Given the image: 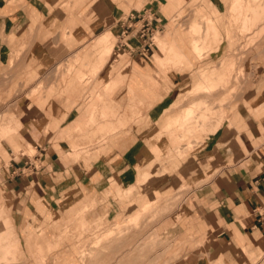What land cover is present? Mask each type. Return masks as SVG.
<instances>
[{
  "label": "crops",
  "instance_id": "1",
  "mask_svg": "<svg viewBox=\"0 0 264 264\" xmlns=\"http://www.w3.org/2000/svg\"><path fill=\"white\" fill-rule=\"evenodd\" d=\"M65 1L67 7H59ZM173 2L180 5L171 17H167L163 8L170 9ZM229 5L230 3L224 4L220 0H0V65L7 63L10 48L13 55L20 44L30 43L28 58L31 63L28 62V66H45L48 60L54 66L58 60H62V56H67L68 62L76 54L68 70L71 72L82 61H86V67L92 65L91 59H87L92 46L96 45L100 58L105 56V52L111 51L107 42L115 38V30H109L117 28V32L121 33L120 36L118 34L119 40L113 48L118 57L114 61L117 64L110 73L111 84L107 81L101 87V92H90L88 101L84 103L83 93L77 88L78 82L83 79L79 75L85 73L81 72L73 77L77 87L69 90L72 91L71 94L67 92L66 85L71 86L73 83L66 84L67 74H64L61 79L64 88L61 91L50 87L46 93H37L31 97L26 113L34 115L38 111V114H42L41 126L44 131H54L56 139L68 140V149L65 152L59 148L55 159H52L53 155L47 157V153H41L37 159L41 164L39 168L29 160H23L17 172H13L12 179L6 178V182L19 195L11 216L22 249L30 237L29 234L25 238L24 234L28 230L24 229L26 212L30 216V226L43 227V240L38 236L39 242L47 240L44 231L48 224L59 225L65 218L70 221L74 219V214L81 216L89 211L85 219H100L104 218L107 211L109 216L115 209H119V205L113 200L125 204V217L129 218L143 210L155 198L156 193L161 196L159 191L144 190L154 179L167 173H176L174 177L178 178H187L189 174L199 176L201 168L205 177H209L207 174L215 171L211 163L217 157L213 153L215 150L224 162L222 173L195 192L203 208L208 211L207 226L217 234L221 244L235 242L242 248L248 246L251 249L254 244L255 247L257 244H264V238L261 239L254 232L256 229H263L258 212L264 206V121L261 124L262 130H259V120L243 105L244 98L239 99L238 108L229 112L228 126H221L215 134L204 139L207 141L205 148L179 162L165 156L166 149L163 147L169 145L171 137L165 135L164 139H159L152 133L154 129L160 133L165 131L166 126L161 122L165 121V112L182 95L173 102L171 94L165 95L163 90L154 92L153 96L145 77H155L157 73L153 55L160 67L157 45L151 54H144L146 43L139 35L140 28L145 21H149L152 36L156 31L161 35L170 32L167 38L159 37L157 40L170 45L174 41L181 44L185 50V66L193 69L199 60H193L194 52L186 50L189 49L186 46V36L190 24L199 21V17L194 14L200 13L201 7L211 12V17L216 20L220 29V21ZM178 21H182V27L176 25ZM169 24L173 26L165 32ZM225 30L220 29V32L224 33ZM224 43L227 50H232V45L226 41L218 43L216 51L209 55L211 59L223 50ZM40 52H45L47 58L38 59ZM55 52L67 54H59L57 58ZM43 61L46 63H42ZM10 63L11 56L8 64ZM92 69L95 70L96 67ZM161 70L165 74L167 72V78L161 80V85L166 84L168 89L186 82V71L182 72L180 68L167 67ZM100 75L103 76V73L97 78ZM120 78H123L121 82ZM118 82L119 85L113 90L114 83ZM254 87L259 93L251 108L257 115L262 116L264 66ZM76 91L78 93L75 94ZM144 91L148 100L155 98V102L149 104L150 107L153 105L151 108L142 111L145 126H139L137 133L134 124H130L136 119L129 105L136 96L144 98ZM186 92L183 89L184 95ZM31 94L35 92L31 91ZM91 99L93 101L90 102ZM189 109L190 107L184 109L181 114L176 113L170 122L179 123L181 126ZM96 115L101 120H108L106 115H111L112 118L109 119L114 130L110 128V124H97L92 127L93 123L89 120L90 117L94 120ZM31 117L32 125L24 123L23 137L37 139L39 134L35 131V125H38L34 124L35 116ZM249 118L252 119V125L247 121ZM11 123L12 129L6 127L4 132L19 129L16 121ZM112 130L115 132L109 136L108 132ZM4 132L0 134L1 141L10 140L13 135L6 134L4 138ZM104 136L109 137L107 143L103 142ZM47 145L50 146V142L43 143V146ZM90 145L99 151L98 156H95V151L88 157L86 149ZM103 148L105 153H101ZM181 186L190 184L184 183ZM130 193L133 198L128 199ZM189 217L182 209L180 222L184 229L191 228L200 234L207 231L202 228L195 229ZM35 218L44 219L41 226ZM236 230L241 234H234ZM215 247L216 251L222 249L217 243ZM219 258H223L221 253L217 255V259Z\"/></svg>",
  "mask_w": 264,
  "mask_h": 264
},
{
  "label": "rangeland",
  "instance_id": "2",
  "mask_svg": "<svg viewBox=\"0 0 264 264\" xmlns=\"http://www.w3.org/2000/svg\"><path fill=\"white\" fill-rule=\"evenodd\" d=\"M220 1L224 4L230 3V0ZM67 5V1H65L62 2L59 7H67ZM179 5L180 4L173 2L171 6H169L170 9L164 7V14L167 17H171ZM190 7L193 8L192 5ZM200 13L194 14V16L196 15L199 17V21L192 22L191 24H202L206 17L212 16L211 12L205 11L202 7L200 8ZM176 25L182 27V21L176 22ZM172 26V24H169L165 32ZM203 26L204 24L202 27ZM220 29L222 31L225 30L223 19L220 21ZM220 29L218 28V35L215 38L214 36H208L209 40L206 43L207 45H205V50H202L201 55H198V57L197 55H193V60H199L195 63L193 69H187L185 67L180 69L182 72L186 71V82L184 84L175 87L171 86V89H168L166 84L161 85V80L167 78V72L165 74L164 71L160 69L155 62L154 55L152 59L157 68V73L155 77H145L148 86L153 92V96L154 92L163 90L165 95L171 94L173 102L182 95L180 100L177 101L171 109L165 112V121H161L162 124L166 126L165 131L161 133L155 131V129L152 131L159 139H164L165 135L171 137L169 145L163 148L166 149L165 156L175 162L184 160L187 156L205 148L207 143V141L204 140L205 138L215 134L221 126H228V120L230 118L228 114L234 108H238L239 99L244 98L243 105L250 108L254 105L257 93H259V90H254V86L264 66V34L252 44H249L250 41H247L249 36H245L244 38L239 36L231 46L232 50L230 51L227 50L228 47L226 43H224L223 50L218 53L215 58L211 59L209 55L211 52L216 51L215 47L218 43L224 41L228 43L227 35L225 32L221 33ZM112 30H115V38L107 42L111 51L109 53L105 52V56L100 58L96 45L92 46L91 50L88 52L90 57L88 56L87 58L91 59V66L89 65L86 67V61H82L69 72L68 70L71 68L75 54L68 62L67 56H62V60H58L57 64L54 66H51V61L47 59L48 63H46L47 60L46 62H42L44 64L46 63L45 66L30 67L27 65L28 62L31 63V59L28 58L30 43L20 44L13 55H11V48L9 47L7 63L4 62V65H0V134L4 132L6 127L12 129L11 122L16 121L19 125L17 131L4 132V138L6 134L13 135L10 140L4 139L1 141L0 136V229L2 231V236L9 240L13 250L10 249L12 254L9 253L10 256L8 257L11 259L7 263L5 262V264H264V244H257L256 247L254 244L252 249L248 246L242 248L240 244H236L235 242H225L221 244L219 239H217V234L206 224L208 211L203 208V204L199 202L195 192L205 184L213 181L215 177L222 173L224 162L222 160L220 162V158L218 160L216 150L213 153H216L215 156L217 157H214L215 160L211 161L215 171L207 174L209 177H205L206 175L202 168L199 176L196 174H189L187 178H178L174 177L176 173H167L160 178L154 179L147 188H144L147 192L152 190L159 191L161 196L157 193L155 194V198L146 205H149L148 209L146 211H140L144 212V214L135 224L130 225L131 222L129 223L128 221L134 216L129 218L125 217V204L113 200L117 202L119 209H115L109 216L107 211H105L104 218L100 219L94 217L85 219V216L89 215V211L82 213L81 216L74 214V219L70 221L65 218L59 225H55L54 223H52V225L48 224L44 231L47 240L39 242V237L43 240V229H41V227L30 226V216L29 213L26 212V226L24 229L28 230L24 234L25 238L29 234L30 237L29 241L25 240L26 242L24 243L25 245L23 244L24 246L22 249L20 238L16 232L11 216L19 195L17 192L13 191V186L6 182V178L12 179L11 176L13 172H17L23 160H29L39 168L41 164L37 159L40 157L41 153H47V157L53 155L52 159H55L57 158L59 148H62L65 152H67L68 149V140L56 139L53 135L54 131L51 133L46 130L44 131L41 126L43 123L42 114H38V111L36 114L34 113V115L32 113H26L28 104L32 96H35L37 93H46L50 87H55L61 91L64 88V85L61 83L64 74H67L66 84L73 83L71 86L66 85L67 92H69L70 89L73 90V88L77 87L76 84H74L76 81L73 80V77L78 75V73L85 72L79 75L83 77V79L78 82L77 87L79 91L83 93L82 101L84 103L88 101L90 92L93 94L97 93V90L101 92V90H103L101 87L107 81H109L107 83L111 84L110 73L113 71L114 65L117 64L114 61L118 57V53L113 48L121 34L117 32V28L109 31ZM170 34V32H167L161 35L156 31L152 39L154 45H157V39L159 37L167 38ZM186 38L188 41V45L186 46L189 48L186 50L189 52L193 51L190 45L193 38L190 32V26ZM44 53L45 52L38 53V59L47 58ZM55 53L57 58L59 54H67V52ZM149 53L151 54V52ZM155 53L156 51L154 54ZM150 54L148 56H150ZM10 56L11 63L8 64ZM231 56L236 58V63L238 62L237 67L239 69L242 68L243 72L241 75L236 74L238 71L236 68V76L231 77L233 82H230V90L228 89L226 94L221 92L218 88V93H215V97H207L206 94H202L204 92L202 89H194V85L199 81L200 71L217 68L214 74H219L220 78L223 75V67H220V64ZM95 67V70L92 69ZM124 69L126 70V67ZM101 72L103 76L100 75V77L97 78ZM213 77L214 76L206 78L204 80L205 83L208 85ZM156 79H158V85H156ZM122 80L123 78H120V82ZM120 82L114 83L113 90L116 89ZM183 89L187 91L185 95L182 93ZM31 91H34L35 94H31ZM146 91L150 92V90ZM146 91L143 93L144 98L136 96L129 105L136 119L130 124H134L133 126L136 127L137 133L139 126H145V121L141 114L142 111L151 108L153 105L150 107L149 104L151 102L154 104L155 102V98H153L154 100L152 98L148 100ZM71 93L72 91L69 92V94ZM76 93H78V91H76L75 94ZM223 94L225 95L226 104L223 102L221 105H223L224 108L222 106L220 108L218 103L221 100L220 97L223 98ZM91 101L93 100L91 99L90 102ZM199 101L204 102L206 108H211L210 106L214 105V107L212 106L210 109L211 112H220L222 110L228 113L225 114V121H222L223 124L220 123L219 127L216 124H218L217 122L220 121V118H218V120L216 119L217 121L214 118L211 119L215 120V122L209 121L212 128L208 124L207 126H209L212 131L215 125V128L218 129L216 131L214 130V133L212 131V133L208 132L209 127L206 128V125L205 129H203L204 127L199 129L197 123L184 126H182V124L180 126L179 123L174 124L170 122L171 118L176 113L181 114L184 109L196 106ZM212 101L214 103L217 101L216 105L213 104ZM215 106L219 107V109ZM217 114L218 113H215L214 115L213 113L210 116L216 117ZM31 115L35 116L36 122L34 124L38 125H35V131L39 134L37 139L23 137V130L25 129L24 123L32 125ZM106 116H108V120H101V117L96 115L92 127L97 124H104L106 126L107 124L111 125L109 118H112V116ZM218 116H221V113H219ZM247 121L250 125L253 124H251L250 118ZM213 123L216 124L214 125ZM110 128L113 129L112 125ZM113 130L108 132L109 136L115 132ZM149 131L150 130H148V132ZM68 137L70 139V136ZM102 138L104 139L103 142H108L109 137L104 136ZM46 142H50V146H43V143ZM58 144H60V146H57ZM90 146H85L87 147L86 152L88 153V157L90 153L97 150L95 146ZM70 152L69 150L68 153ZM101 153H105L104 148L101 150ZM98 155L99 151H96L95 156ZM7 173H9V175H6ZM15 178L16 175H14V179ZM200 179L202 180L199 181ZM184 183L190 184V186L182 187L181 185ZM8 195H10V198ZM127 198H133V194L130 193ZM182 209L190 216L189 221L195 229L202 228L207 231H205L204 234H200L191 228L184 229L180 222ZM45 215L46 213L44 212L43 217H45ZM35 220H37L38 225L41 226L44 219L35 218ZM237 231L241 234L239 230ZM254 232H256L261 239L264 238V221L263 229H260V231L256 229ZM185 235H187V237H185ZM111 239L114 240L112 241ZM215 243L221 246V251H216ZM218 253H221L224 259H217ZM8 257L7 260L9 259Z\"/></svg>",
  "mask_w": 264,
  "mask_h": 264
},
{
  "label": "bare ground",
  "instance_id": "3",
  "mask_svg": "<svg viewBox=\"0 0 264 264\" xmlns=\"http://www.w3.org/2000/svg\"><path fill=\"white\" fill-rule=\"evenodd\" d=\"M200 14H202V13H200ZM222 19H223L224 27L226 28L225 34L227 35L228 44L233 45L234 42L237 40V38H239V36H241L243 38L245 36H249V38H248L249 40L246 38L247 41H250L249 44L255 43L256 40L264 34V0H231L230 5L228 6L226 13L224 14V17ZM203 21H204V23H202V24L196 23V24L190 25V32L193 35V38L191 40V46L193 48L194 53L192 55H197V57H198V55L202 54L201 52L203 49L205 50V47H206L205 45H207L206 43L209 40L208 36H214V38H215L218 35L219 26H218L216 20H214V18L206 17ZM203 24H204V26L205 25L206 26L202 27ZM202 28H203V30H202ZM246 45H248V44H246ZM184 51L185 50H184L183 46L181 44H177L175 41L173 42L172 45H170L168 43H164L160 40H157V55H158V61H159V65H160L161 69H166L167 67H171V68L177 67L180 69L184 68V67L186 68V66H187L186 62L187 61H186L185 57L183 58ZM244 51H245V49H244ZM237 63H236V58L233 56L228 57L225 61H222V63L220 64V67H223V69H222L223 75L220 78H219V74H214V72L217 71V68H213L211 70L210 69L209 70H203L202 72H200L199 82H198V84H196L194 89L195 90H201L202 89L205 92V93L203 92L202 94L203 95L206 94L207 97L208 96H211V97L214 96L215 97V93H218V90H217L218 88L220 89L221 92L226 93L228 91V89L230 90L229 85H230V82L233 80V79H231V77L232 76L235 77L236 74L241 75V73L243 72V69L241 67H240L241 69H239L237 67ZM185 64H186V66H185ZM236 68L238 69V71ZM236 71H237V73L235 74ZM212 76H214V77L212 78L211 82L207 85L204 80L206 78H211ZM235 85H236V83H235ZM232 88H233V86H232ZM216 90H217V92H216ZM220 98H221L220 102L218 101L220 104L218 103V105L220 108H221V106L224 108V106L221 104H223V102H225V95L223 94V98L222 97H220ZM199 102L197 103V105L195 104L196 106L190 107V109L185 113L184 119L182 121V124H183L182 126L187 125L189 123H197L199 129L203 128V127H204L203 129H205L207 124L209 126H211L210 122L211 121L215 122V120L216 119L218 120V118H220V121L217 122L218 124L215 123L216 125H218V127L220 126L219 124L222 123V121H225V118H226L225 114H228L226 111L221 110L222 112L221 111L220 112H211L210 109L212 108V106L214 107V105L210 106L211 108H208V107L206 108V106H204V104H205L204 102H202V101H199ZM216 102L217 101H215V103H214L212 101V103L215 105H216ZM225 104H226V102H225ZM215 107H217V106H215ZM219 107H217V108L219 109ZM200 108H201V110H200ZM198 109H199V113H198ZM218 109H217V111H218ZM213 110H215V109H213ZM248 112L253 117H255L256 119L259 120V130H262L261 124L264 121V115H262V116L257 115L251 107L248 108ZM213 113H214V115H215V113H218L216 115L217 118L210 116ZM219 113H221V116H218ZM213 118L215 120H211ZM89 121H90V123H93L94 120L90 117ZM216 125L213 127V129L215 131L218 130L215 128ZM209 126H207L206 128H208ZM211 128H212V126H211ZM209 129H210V127L208 128V132H210V133L215 132L214 130L212 131L211 129L210 130ZM178 152H179V150H178ZM217 156H218V160H219V158H221V157H220V155H217ZM220 162H221V159H220ZM148 207H149V205L145 206L142 211H146L148 209ZM1 213H2V211H1ZM143 214H144V212H139L131 220H128L129 223L131 222L130 225L135 224L137 221H139L140 217ZM79 223H80V221H79ZM41 229H43V227H41ZM3 233H4V231H3ZM234 233L237 235H240L237 230ZM102 239H104V238H102ZM11 247H12L11 243L9 242L8 239H6L5 237L2 236V231L0 229V264H3V263L5 264V262L7 263L11 259L10 257H8V256H10L9 253L12 254V251H13ZM9 251H11V252H9ZM244 252H246V251H244ZM7 257L9 258L8 260H7ZM12 261H13V259H12ZM216 262H218V261H216Z\"/></svg>",
  "mask_w": 264,
  "mask_h": 264
},
{
  "label": "built area",
  "instance_id": "4",
  "mask_svg": "<svg viewBox=\"0 0 264 264\" xmlns=\"http://www.w3.org/2000/svg\"><path fill=\"white\" fill-rule=\"evenodd\" d=\"M139 35L141 38L144 39L146 45H145V50L143 51L144 54H148L149 52L152 53L153 48L156 46L154 45L152 39V32H151V24L149 21H145L142 27L140 28ZM259 216V222L261 225H263L264 221V206L261 208V211L258 212Z\"/></svg>",
  "mask_w": 264,
  "mask_h": 264
}]
</instances>
